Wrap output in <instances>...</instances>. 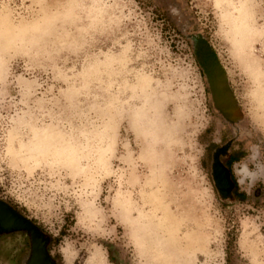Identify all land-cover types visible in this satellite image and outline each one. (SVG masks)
I'll return each instance as SVG.
<instances>
[{"label": "rangeland", "instance_id": "374dc122", "mask_svg": "<svg viewBox=\"0 0 264 264\" xmlns=\"http://www.w3.org/2000/svg\"><path fill=\"white\" fill-rule=\"evenodd\" d=\"M203 49L264 143V0H0V200L55 264H264V183L215 188ZM30 249L0 232V264Z\"/></svg>", "mask_w": 264, "mask_h": 264}, {"label": "flooded vegetation", "instance_id": "af4514ba", "mask_svg": "<svg viewBox=\"0 0 264 264\" xmlns=\"http://www.w3.org/2000/svg\"><path fill=\"white\" fill-rule=\"evenodd\" d=\"M198 59L202 73L207 79L214 119L219 126L218 139L220 142L213 149L211 156L215 188L224 199L240 197L241 193L232 175L231 167L233 162L245 155L243 151V133L246 130L243 125L244 110L216 60L204 49L198 51ZM236 146H239L241 150L236 151ZM1 230L24 232L30 236L31 243V235L28 230L9 229L0 225Z\"/></svg>", "mask_w": 264, "mask_h": 264}, {"label": "clouds", "instance_id": "9594fccd", "mask_svg": "<svg viewBox=\"0 0 264 264\" xmlns=\"http://www.w3.org/2000/svg\"><path fill=\"white\" fill-rule=\"evenodd\" d=\"M235 150L241 149L236 146ZM243 151L245 155L233 162L231 171L240 190L250 192L257 183H264V143H244Z\"/></svg>", "mask_w": 264, "mask_h": 264}, {"label": "water", "instance_id": "95a60500", "mask_svg": "<svg viewBox=\"0 0 264 264\" xmlns=\"http://www.w3.org/2000/svg\"><path fill=\"white\" fill-rule=\"evenodd\" d=\"M0 225L4 228L28 230L31 235V254L26 264H54L47 253L43 233L28 219L15 212L8 204L0 200ZM0 232H6L1 230Z\"/></svg>", "mask_w": 264, "mask_h": 264}, {"label": "bare ground", "instance_id": "6f19581e", "mask_svg": "<svg viewBox=\"0 0 264 264\" xmlns=\"http://www.w3.org/2000/svg\"><path fill=\"white\" fill-rule=\"evenodd\" d=\"M255 99H254L255 100L254 103L257 104L256 106L258 107L260 113H262V116L264 118V90L261 91L260 94H258ZM88 264H103V263H102V261L97 259L95 255H93V256H91L90 262Z\"/></svg>", "mask_w": 264, "mask_h": 264}]
</instances>
